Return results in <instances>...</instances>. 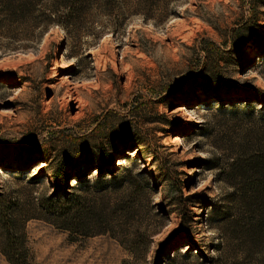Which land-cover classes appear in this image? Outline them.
Returning <instances> with one entry per match:
<instances>
[{"label":"rangeland","instance_id":"obj_1","mask_svg":"<svg viewBox=\"0 0 264 264\" xmlns=\"http://www.w3.org/2000/svg\"><path fill=\"white\" fill-rule=\"evenodd\" d=\"M12 1L0 0V207L15 202L21 242L11 255L0 220V264H263L264 244L212 209L236 211L230 156L264 144V0H84L72 15L66 0ZM232 29L239 48L225 45ZM155 137L180 191L138 151ZM104 153L120 184L97 189ZM60 158L68 172L93 165L84 184L56 185ZM70 193L105 222L65 228L48 202Z\"/></svg>","mask_w":264,"mask_h":264},{"label":"trees","instance_id":"obj_2","mask_svg":"<svg viewBox=\"0 0 264 264\" xmlns=\"http://www.w3.org/2000/svg\"><path fill=\"white\" fill-rule=\"evenodd\" d=\"M32 1L33 0H13L12 9L15 11L23 10ZM83 1L84 0H66V4L63 5L66 9L64 8V10H62L64 12L66 11L68 15H72L75 7ZM159 1L167 3L171 0H137V3L147 9L155 7L156 3ZM141 14L145 15L146 13L143 11ZM57 20L60 21L59 19ZM237 31L238 29H232L231 39L225 41V45L228 44L231 47L236 46L239 48L241 41L236 38L238 36H236ZM259 45L262 44L259 43ZM200 46V48L205 49L203 44ZM215 68L214 75L218 80L221 78L222 74L217 65H215ZM162 146L163 144L159 141V138L155 137L146 139L138 151L142 152L143 156L146 154L153 156L157 161V172L169 179L174 189L179 190V179L172 173L169 159L165 157V155H162L160 151ZM0 148L8 154L11 153L5 146L0 145ZM230 158L227 172L236 180L237 186L235 189L238 191L236 197L237 209L235 212L230 213L225 206L221 205V207L220 205L217 206L213 204L214 207L212 211L215 214H220L222 217H229L231 215L230 220H234L236 224L242 228L243 235L250 238L254 243L264 244V144L257 142L253 145L252 143L251 146H246L243 149L240 148L237 150ZM36 160L38 161L40 159ZM106 163H112L113 167L105 169L103 164ZM92 166L93 165L88 164L77 173L74 171L68 172L64 159L60 158L54 165L50 166V174L57 186L62 185V188H66L70 186L71 178H74L75 182L78 184H84L86 176L93 168ZM115 168H117V166L114 163L113 155L104 153L102 155L101 164L96 167L97 175L99 176L97 185H95L97 189H102L110 184L114 186L120 184L119 181L115 182V177H112ZM104 173H109L112 178L106 181L101 180L100 177L104 175ZM69 195L71 196L68 197V195L63 194L62 198H64V201L61 202V205L58 204L56 207H53L54 204L51 200L48 202V207H50V209H48L49 212L58 215L62 219L65 228L79 230L80 228L87 227L89 224H98V226H100L105 222L106 216L104 213L94 211L90 206H86V204H81L78 200L79 195L74 193H70ZM52 198L54 197L52 196ZM184 199L185 197L181 198L180 195H177V200L180 203L178 207L180 213V226L178 230L186 235H190L188 227L189 221L191 220V210L188 209ZM13 202L14 201H11L0 207V220L4 228L6 248L12 253L11 255L16 253L15 250L19 247L21 242V239L19 240L18 238L19 236L14 232L16 225L14 222L15 219L12 216ZM99 230L101 231L103 229ZM85 232L86 231H82V233ZM190 238H192V236ZM18 240L19 244H17Z\"/></svg>","mask_w":264,"mask_h":264},{"label":"bare ground","instance_id":"obj_3","mask_svg":"<svg viewBox=\"0 0 264 264\" xmlns=\"http://www.w3.org/2000/svg\"><path fill=\"white\" fill-rule=\"evenodd\" d=\"M142 22V19L140 18V17H137L136 18V21H135V23H133V26H135V27H138V26H140V23ZM135 29V28H134ZM69 65V64H68ZM54 69V68H53ZM52 72L49 74V76H53V75H55V70H51ZM182 109V108H181ZM154 134L157 136V137H159L160 135H161V132H160V130L159 129H154ZM136 150H133L132 152H131V154H133L134 152H135ZM118 162H121V161H118Z\"/></svg>","mask_w":264,"mask_h":264}]
</instances>
